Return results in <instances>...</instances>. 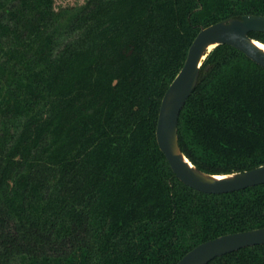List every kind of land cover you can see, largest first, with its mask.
<instances>
[{
  "label": "trees",
  "instance_id": "trees-1",
  "mask_svg": "<svg viewBox=\"0 0 264 264\" xmlns=\"http://www.w3.org/2000/svg\"><path fill=\"white\" fill-rule=\"evenodd\" d=\"M247 14L264 0H0V264H175L264 227V183L194 190L155 139L196 34ZM177 135L206 173L264 164V68L214 47ZM207 264H264V244Z\"/></svg>",
  "mask_w": 264,
  "mask_h": 264
},
{
  "label": "water",
  "instance_id": "water-1",
  "mask_svg": "<svg viewBox=\"0 0 264 264\" xmlns=\"http://www.w3.org/2000/svg\"><path fill=\"white\" fill-rule=\"evenodd\" d=\"M250 32H264V16L247 14L203 27L188 47L182 67L164 92L158 109L155 139L174 176L206 194L238 191L264 183V164L228 174H209L194 166L178 143V115L194 90L202 61L217 45L226 44L264 68V50ZM262 43V42H261ZM264 244V227L223 234L187 251L175 264H207L215 257L241 248Z\"/></svg>",
  "mask_w": 264,
  "mask_h": 264
},
{
  "label": "rangeland",
  "instance_id": "rangeland-1",
  "mask_svg": "<svg viewBox=\"0 0 264 264\" xmlns=\"http://www.w3.org/2000/svg\"><path fill=\"white\" fill-rule=\"evenodd\" d=\"M82 1L83 0H56L58 4H62V5L72 4V3L78 4L81 3Z\"/></svg>",
  "mask_w": 264,
  "mask_h": 264
},
{
  "label": "bare ground",
  "instance_id": "bare-ground-1",
  "mask_svg": "<svg viewBox=\"0 0 264 264\" xmlns=\"http://www.w3.org/2000/svg\"><path fill=\"white\" fill-rule=\"evenodd\" d=\"M257 45L264 50V43L257 42Z\"/></svg>",
  "mask_w": 264,
  "mask_h": 264
}]
</instances>
